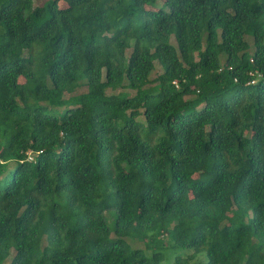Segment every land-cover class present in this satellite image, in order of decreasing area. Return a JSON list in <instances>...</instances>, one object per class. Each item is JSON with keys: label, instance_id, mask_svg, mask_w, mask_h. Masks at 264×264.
<instances>
[{"label": "trees", "instance_id": "1", "mask_svg": "<svg viewBox=\"0 0 264 264\" xmlns=\"http://www.w3.org/2000/svg\"><path fill=\"white\" fill-rule=\"evenodd\" d=\"M67 2L0 0V264H264V0Z\"/></svg>", "mask_w": 264, "mask_h": 264}, {"label": "rangeland", "instance_id": "2", "mask_svg": "<svg viewBox=\"0 0 264 264\" xmlns=\"http://www.w3.org/2000/svg\"><path fill=\"white\" fill-rule=\"evenodd\" d=\"M164 1L165 0H149L147 6H148V8H151V9H155L157 6L164 7V6H166ZM68 4L69 3L67 2V0H59V3H58V5L61 9L66 8ZM171 42L174 45V47H176V42H174V39H172ZM130 51H131V48L126 50V53H125L126 57H128V55L130 54ZM222 53H224V51ZM161 71H162L161 67H159V65H156L154 70L152 71V73L150 75V78L152 80L155 79L161 73ZM16 81L18 83L22 84L24 82V79L22 77H19L16 79ZM83 91H84V88H79L76 91V93H81ZM110 93H111V91H107V94H110ZM244 131H245V129H243V132ZM29 157H32L30 152H29ZM211 164H212V160L209 159L208 163H207L206 170H204L200 173H197L195 175V178H203V177L209 176ZM114 211H115V209H111L110 211H108L106 213V216L108 217V221H107V226L109 229L108 235L110 236V238L114 237V222H113L114 217L112 215V212H114ZM240 213H241L240 210L235 211L236 216L239 215ZM167 237L168 236L165 235V239L163 240L166 243H167ZM126 242L130 246L131 249H142L144 251V254L148 257H150L152 252H153V248H150V249L145 248V244H144L145 242L140 237H137V238H134L132 236L128 237L126 239ZM170 244H169V247L160 250L163 253V261L162 262L164 264H174V256L182 251V249L172 246V243H170ZM191 264H206L205 253H200L199 255H197L195 260Z\"/></svg>", "mask_w": 264, "mask_h": 264}, {"label": "built area", "instance_id": "3", "mask_svg": "<svg viewBox=\"0 0 264 264\" xmlns=\"http://www.w3.org/2000/svg\"><path fill=\"white\" fill-rule=\"evenodd\" d=\"M28 160H32V157H29V159Z\"/></svg>", "mask_w": 264, "mask_h": 264}]
</instances>
